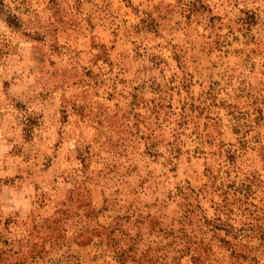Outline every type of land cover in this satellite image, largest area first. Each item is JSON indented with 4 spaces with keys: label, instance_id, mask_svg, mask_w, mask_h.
<instances>
[{
    "label": "rangeland",
    "instance_id": "rangeland-1",
    "mask_svg": "<svg viewBox=\"0 0 264 264\" xmlns=\"http://www.w3.org/2000/svg\"><path fill=\"white\" fill-rule=\"evenodd\" d=\"M0 264H264V0H0Z\"/></svg>",
    "mask_w": 264,
    "mask_h": 264
}]
</instances>
